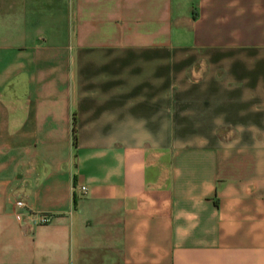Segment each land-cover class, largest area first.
<instances>
[{
	"label": "crops",
	"instance_id": "1",
	"mask_svg": "<svg viewBox=\"0 0 264 264\" xmlns=\"http://www.w3.org/2000/svg\"><path fill=\"white\" fill-rule=\"evenodd\" d=\"M0 264H264V0H0Z\"/></svg>",
	"mask_w": 264,
	"mask_h": 264
},
{
	"label": "built area",
	"instance_id": "2",
	"mask_svg": "<svg viewBox=\"0 0 264 264\" xmlns=\"http://www.w3.org/2000/svg\"><path fill=\"white\" fill-rule=\"evenodd\" d=\"M79 191L80 192H84L85 189L83 187H80ZM14 205L16 207H18V208L23 207V203L21 201H16L14 203ZM49 220H50L49 216H47L45 214H36L35 217H34V222H35V224H38V225L47 224L49 222Z\"/></svg>",
	"mask_w": 264,
	"mask_h": 264
},
{
	"label": "trees",
	"instance_id": "3",
	"mask_svg": "<svg viewBox=\"0 0 264 264\" xmlns=\"http://www.w3.org/2000/svg\"><path fill=\"white\" fill-rule=\"evenodd\" d=\"M75 141V132H74V130L72 129V142H74Z\"/></svg>",
	"mask_w": 264,
	"mask_h": 264
}]
</instances>
